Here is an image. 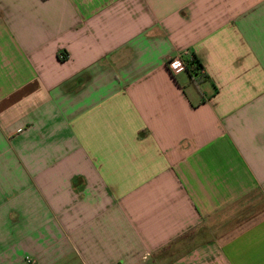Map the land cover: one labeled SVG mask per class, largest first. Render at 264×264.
<instances>
[{"label": "crops", "instance_id": "0c3cea01", "mask_svg": "<svg viewBox=\"0 0 264 264\" xmlns=\"http://www.w3.org/2000/svg\"><path fill=\"white\" fill-rule=\"evenodd\" d=\"M0 264H264V0H0Z\"/></svg>", "mask_w": 264, "mask_h": 264}, {"label": "trees", "instance_id": "16d2710c", "mask_svg": "<svg viewBox=\"0 0 264 264\" xmlns=\"http://www.w3.org/2000/svg\"><path fill=\"white\" fill-rule=\"evenodd\" d=\"M189 70H190V72H194V74L196 71H202L203 70V66L200 63V61L197 59V57H194L191 60Z\"/></svg>", "mask_w": 264, "mask_h": 264}, {"label": "built area", "instance_id": "2783aa9c", "mask_svg": "<svg viewBox=\"0 0 264 264\" xmlns=\"http://www.w3.org/2000/svg\"><path fill=\"white\" fill-rule=\"evenodd\" d=\"M170 67L172 68H176L178 66L182 65V62L180 61V59H173L169 61Z\"/></svg>", "mask_w": 264, "mask_h": 264}]
</instances>
